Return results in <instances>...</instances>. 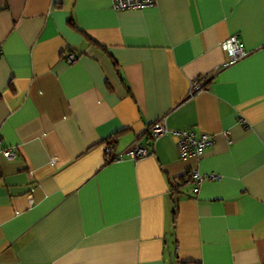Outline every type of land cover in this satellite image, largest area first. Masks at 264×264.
I'll return each instance as SVG.
<instances>
[{
	"label": "crops",
	"instance_id": "0c3cea01",
	"mask_svg": "<svg viewBox=\"0 0 264 264\" xmlns=\"http://www.w3.org/2000/svg\"><path fill=\"white\" fill-rule=\"evenodd\" d=\"M0 138V264H264V0H0Z\"/></svg>",
	"mask_w": 264,
	"mask_h": 264
},
{
	"label": "built area",
	"instance_id": "2783aa9c",
	"mask_svg": "<svg viewBox=\"0 0 264 264\" xmlns=\"http://www.w3.org/2000/svg\"><path fill=\"white\" fill-rule=\"evenodd\" d=\"M110 8L115 12H122L128 10H144L151 7L154 0H109ZM218 48L226 54L228 57V63L236 62L242 59L246 53L241 43L237 41L235 36H230L222 41ZM77 56L72 52H68L64 55V59L67 64H71L76 60ZM195 88L194 82L190 83L189 95ZM148 135L150 140H154L160 135L166 132L162 122H157L148 127ZM172 135L176 138V150L180 159L187 157H199L202 152L211 145V139L207 135H195L190 131H174ZM148 148L138 142L127 152V156L132 160H138L148 155ZM104 155L110 157V161H121V157L118 154L111 155V146L106 145L103 149ZM17 156L16 147H3L0 138V158L4 161H13ZM55 161L51 159L50 164ZM182 182L191 185V189L187 192L188 196H194L198 191V186L203 181H217L219 177L213 174L200 175L196 170H191L182 176ZM28 205H31V198H27Z\"/></svg>",
	"mask_w": 264,
	"mask_h": 264
},
{
	"label": "trees",
	"instance_id": "16d2710c",
	"mask_svg": "<svg viewBox=\"0 0 264 264\" xmlns=\"http://www.w3.org/2000/svg\"><path fill=\"white\" fill-rule=\"evenodd\" d=\"M111 148H113V147H111ZM109 161H110V159H109Z\"/></svg>",
	"mask_w": 264,
	"mask_h": 264
}]
</instances>
